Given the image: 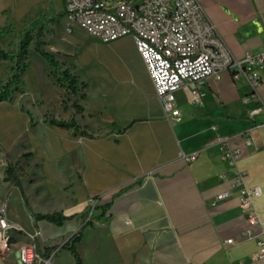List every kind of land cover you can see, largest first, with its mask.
Returning <instances> with one entry per match:
<instances>
[{"label":"crops","instance_id":"1","mask_svg":"<svg viewBox=\"0 0 264 264\" xmlns=\"http://www.w3.org/2000/svg\"><path fill=\"white\" fill-rule=\"evenodd\" d=\"M199 1L235 56L264 51V0ZM145 69L151 95L139 102L122 96L107 101L94 116L100 133L86 123L80 124L93 136L55 130L66 144L62 153L79 155L72 172L68 164L59 168L71 172L60 175L57 198L63 213L73 217L62 225L37 220L19 188L10 181L8 189L4 167L0 213L3 198L16 186L25 208L22 215L9 208L12 218L27 230L46 233L59 226L64 242L83 228L76 246L84 264H253L258 237L246 236L249 223L237 192L217 199L231 189L235 174L217 139L223 135L243 148L236 166L246 171L248 185L260 186L254 203L264 215V110L249 113L258 102L253 86L232 68L202 82L201 99L194 102V85L186 84L177 92L180 114L170 119ZM258 92L264 100V75ZM242 133L252 136L251 147H245ZM181 152L196 157L188 162ZM46 192L53 197L49 188ZM93 196L96 204H90ZM64 250L63 264L73 262L71 251ZM0 264H21L18 251L0 254Z\"/></svg>","mask_w":264,"mask_h":264},{"label":"rangeland","instance_id":"2","mask_svg":"<svg viewBox=\"0 0 264 264\" xmlns=\"http://www.w3.org/2000/svg\"><path fill=\"white\" fill-rule=\"evenodd\" d=\"M0 28L12 30L10 35H0V46L12 55L0 57V88L20 67L24 69L23 90L0 101V167L13 165L34 210L62 211L64 206L57 198L60 175L65 178L74 170L79 155L77 151L62 153L66 144L55 130L67 128L50 124V119L86 123L89 131L100 133L103 127L94 125V116L107 101L122 96L139 102L151 95L144 63L131 33L102 41L75 23L71 25L64 0H0ZM27 29L32 40L27 57L19 62L18 44ZM41 50L53 54L55 65ZM69 132L73 133L72 128ZM65 164L71 172H60ZM6 185L11 190L13 184L8 181ZM48 188L53 197L47 194ZM93 198L90 204L97 203ZM2 202L12 220L9 208L22 215L25 204L16 186ZM58 227L46 233L39 227L16 229L11 248L0 254L16 256L21 243L32 241L46 258L53 256L52 264H63L65 238L59 237Z\"/></svg>","mask_w":264,"mask_h":264},{"label":"built area","instance_id":"3","mask_svg":"<svg viewBox=\"0 0 264 264\" xmlns=\"http://www.w3.org/2000/svg\"><path fill=\"white\" fill-rule=\"evenodd\" d=\"M65 7L71 25L75 23L102 41H112L127 33L133 35L156 94L170 119L180 114L177 92L182 86L193 84V101L198 102L201 99L200 84L208 77L232 68L245 73L258 98L249 113L264 110V100L258 92L264 75V51L235 56L199 0H65ZM68 31H73L72 26ZM241 135L245 147H251L252 136ZM217 139L224 144L235 173L231 189L218 193L217 199L231 197L235 189L249 223L246 236L258 237L253 264H264V215L258 212L254 203L262 190L258 185H248L246 171L236 166L243 148L233 144L229 136L222 135ZM180 157L189 162L196 154L181 152ZM21 228L6 214L3 205L0 251L11 248L13 232ZM18 258L21 264H52L53 256L46 258L37 245L29 241L20 245Z\"/></svg>","mask_w":264,"mask_h":264},{"label":"trees","instance_id":"4","mask_svg":"<svg viewBox=\"0 0 264 264\" xmlns=\"http://www.w3.org/2000/svg\"><path fill=\"white\" fill-rule=\"evenodd\" d=\"M3 32H6L9 35L12 34L11 29H6L4 31L3 28H0V35ZM31 40H32L31 30L27 29L22 35L20 42L18 44L19 62L23 60L25 57H27ZM41 54L44 57H46L52 64L55 65L56 61L52 53L41 50ZM0 57L4 59H9L12 57V55L7 50H5L3 47L0 46ZM23 70L24 69L20 67L19 71L15 73L12 77H10L7 83L3 87L0 88V101H4L8 99L11 96V94H13L16 91L23 90L24 81L21 77ZM66 74L68 75L67 72ZM75 79H76L75 77H70V80L72 82H75ZM49 122L50 124H53V125H57V126L65 127V128H72L74 134L81 133L87 136H93L92 133H89L83 125L76 122L75 120H66V119H60L57 117H52ZM31 124L34 125L35 122L31 120ZM5 180L11 181L19 188L23 196V199L25 201L26 207L28 208L29 211L32 212L33 216L37 220L44 219L49 222L62 225L67 219L74 216V214L66 215L63 213V211H58V210H55L53 212L33 211L30 200H29V196L26 194L23 183L11 163L7 164ZM82 232H83V228L80 229L77 233L73 234L70 237V239L64 242V244L62 245L63 248L69 249L74 257V261L68 264H84L83 258L76 246V243L81 239Z\"/></svg>","mask_w":264,"mask_h":264}]
</instances>
